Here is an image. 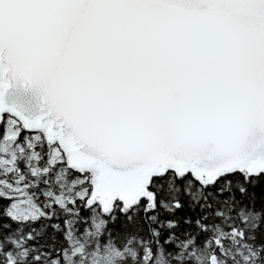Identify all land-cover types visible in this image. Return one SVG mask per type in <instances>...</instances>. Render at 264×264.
Segmentation results:
<instances>
[{
  "label": "snow or ice",
  "instance_id": "6c2138e0",
  "mask_svg": "<svg viewBox=\"0 0 264 264\" xmlns=\"http://www.w3.org/2000/svg\"><path fill=\"white\" fill-rule=\"evenodd\" d=\"M0 264H264V0H0Z\"/></svg>",
  "mask_w": 264,
  "mask_h": 264
}]
</instances>
